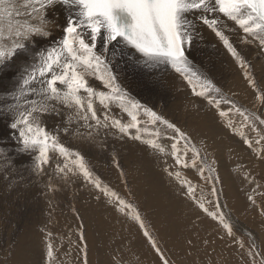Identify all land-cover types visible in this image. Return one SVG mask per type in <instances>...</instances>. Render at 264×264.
I'll return each mask as SVG.
<instances>
[{
  "label": "snow or ice",
  "instance_id": "obj_1",
  "mask_svg": "<svg viewBox=\"0 0 264 264\" xmlns=\"http://www.w3.org/2000/svg\"><path fill=\"white\" fill-rule=\"evenodd\" d=\"M58 8L67 13L60 38L33 55L28 42L35 36L51 35L46 30L50 23L48 15ZM23 17L35 18L37 22L22 24ZM221 17L242 29V44H251V36L264 48V0H0V63L11 60L21 50L32 56V62L20 73L18 86L0 94V99L12 101L0 111L11 116L9 127L16 134L20 151L32 157L33 174L48 177L45 187L52 192L58 191L62 182L81 177L97 190L96 199L107 197L119 212L138 222L162 264L169 261L148 231L138 206L105 184L86 153L66 145L62 137L75 135L81 142L92 143L102 135L106 138L111 131L122 139L141 141L151 151L166 157L168 175L232 236L234 226L223 211L215 186L218 176L202 154L206 145L200 142L198 147V142L175 122L131 97L119 82L113 51L117 46H121V53L131 49L142 66L170 69L185 82L191 95L214 108L234 133L244 137V127L256 131L255 143L259 144L264 135L257 125L264 126V112L237 107L214 78L190 59L200 28L207 26L244 69L243 75L254 90L256 101L264 105V87L252 75L242 50L225 34ZM113 105L119 107L120 115L112 112ZM233 112L242 118L239 124L231 118ZM48 115L62 117L63 125L49 129L44 120ZM164 140L168 141L167 148ZM245 143L253 147L252 140L245 138ZM186 170L197 172L205 183L212 181L213 200L203 190L197 194L198 186L184 175ZM250 199L255 203L254 198ZM83 238L81 231L80 239ZM258 248L255 243L249 247L252 264H256L257 256L264 264V254ZM45 249V264H56L57 246L50 231L45 232ZM83 251L87 264L86 243Z\"/></svg>",
  "mask_w": 264,
  "mask_h": 264
},
{
  "label": "rangeland",
  "instance_id": "obj_2",
  "mask_svg": "<svg viewBox=\"0 0 264 264\" xmlns=\"http://www.w3.org/2000/svg\"><path fill=\"white\" fill-rule=\"evenodd\" d=\"M62 25H63V23L59 26V28L62 27ZM59 31L61 32L60 29H59ZM60 36H61V34L55 40H58L60 38ZM38 38H39V36H35L32 39V41L28 42V44H27V47L29 49H32L31 51H32L33 55L37 51L46 49L47 47H49L51 45L50 42L45 41V42H47V43H45L44 40H40ZM46 45H48V46H46ZM36 47H37V49H36ZM201 48L202 47L200 44H198V46H196V54L198 56H200V55L202 56V49ZM116 50H120V49H117V47H116ZM245 51L246 50H243L241 54L244 56L246 62L251 66V72L253 73L252 75L255 77L258 84L260 85L258 77H257L258 75L254 71L252 63L255 61V59L258 60V59L262 58V52L260 51L261 54L250 52V53H252L250 56V53L245 52ZM209 54H210L209 52H207V54L205 51L203 52V55L205 56V58L210 62L208 68L203 69V67L199 66V65L197 66L198 68H200L204 72L210 74L211 76H216V77L220 76L217 79H220L222 77L220 74H218L219 72L226 71L228 74L233 72V69H227L228 68L227 61L222 56L224 54H217V53H215L213 55L210 54L211 55L210 57H209ZM29 56H31V55H29L28 53L21 50V51H18L16 56L11 59L12 62H11V60H9L7 62L0 63V68L7 66L9 63H15L14 67L10 70L11 73H9L7 75L8 76L7 79L11 83V84H8L7 90L12 91L14 89L13 87L18 86V81L20 78L19 73L23 71V67L28 65L27 64L28 62H29V64L32 62L31 61L32 56L30 57L31 60H30ZM222 58L224 59V62H220L219 65H216L215 62L221 61ZM19 59H20V61H19ZM251 60H254V61H251ZM21 63L24 65L26 64V65L23 66ZM18 64L23 66V67L21 66L22 71L20 70V66ZM139 65L142 66V62H138L136 60L134 62V67H133L134 70L132 68L127 67V68H124L123 71H124V73L128 74L129 76L132 75L134 80L137 78V76L139 74L143 75L146 73V72H143V73L141 72L139 74H135L134 71H136L137 69L139 70V69L146 68L147 72L152 71V69H150V68L139 67ZM14 69H15V71L17 69V71L15 72ZM130 72L131 73L133 72V73L131 74ZM13 73L16 75H14ZM257 73H258V70H257ZM259 73H260V71H259ZM222 74L225 75L224 73H222ZM10 76H11V79L9 78ZM159 77H160V75L155 74V76L153 78H151L149 89L151 90V87L153 89L156 88L157 90H155L154 95L158 96V94H159L160 98L153 101L152 104L149 103V105H148L147 103H144V105H147L148 107L153 108L158 113H162L166 118H168V119L170 118V120L175 122L176 124H178V126L181 127L182 130H185V131L187 130L186 132H188L194 138V140H196L198 142V144H197L198 147L201 146L200 142H203V144L206 145L205 141H203L204 133L201 132L200 127H198L199 122L198 121L196 122V119L200 118L202 110H201V108H199V105L192 103L193 99L195 97L191 96V93L189 94V90H188L189 88L184 85L186 87V91H188V94H183L184 96L182 95L183 97L181 96V98L173 97V98H171L172 101L167 100L163 96L165 95V92H169V90L171 91V88L174 89V86L171 87L172 85L170 86V84H168L167 79L162 78V76H161L162 79ZM231 78L227 79L228 81H225V82L223 81L222 82L223 86H220L222 88V91L224 92V94H226V96L229 95L228 97H230L231 99H233L236 102L237 107L244 106L248 109L256 111L257 113L264 112V105L259 104L256 101V99L254 102H246L248 100H245V99L243 101L241 94L244 92H245V94H247V93L249 94V92H246V91H247V89L251 88L248 81L246 79H244V77L242 76V78L245 82L244 83L243 82L238 83L237 81H235L236 82L235 83L234 80L231 81ZM13 79H15V80H13ZM154 79H155V81H154ZM152 81H154V82H152ZM165 81H167V82H165ZM0 83H1V79H0ZM240 85H241V87H240ZM162 87H163L164 91H162ZM166 87H169V88H166ZM175 89H176V87H175ZM242 89H244V90L242 91ZM127 90H129V89L127 88ZM172 91H174V90H172ZM0 93L6 94L1 90V86H0ZM176 93L179 94V90L176 89ZM186 95L191 96V97H187ZM239 97L241 98V100ZM250 97L251 96L248 95V99H250ZM254 98H255V93H254ZM184 99H186V100L189 99V101H185ZM174 100L176 101L175 102L176 104L174 103ZM145 102H147V100ZM180 102L181 103L187 102L188 103L187 105L183 104V107L185 105L186 108L183 109ZM195 106H198V108L195 109ZM115 110L117 111L116 115L121 114L120 109L117 105L112 107V111H115ZM98 111H99V109H98ZM190 113L193 114V116ZM198 113L200 115H198ZM236 118L239 122L237 120H234V121H236L237 123H240L241 117L237 114ZM257 129L259 130L261 135H264V126L257 125ZM4 130L7 132V134H6V132H4ZM9 130H11V128H9L8 126L5 127L3 130H1V128H0V139H1L0 140V150H3L2 154H0V156L1 157L5 156L4 158L6 159V163H7V164H5L4 162H1L3 164L0 165V167L3 170V171H0V174H1L0 175V264H6L1 258L3 256H5V257L8 256V254L12 252V249L17 244L16 242H18L17 241V239L19 238L18 236H21L22 234H24V232L27 231L29 225L33 222H36V224L39 223L37 226L32 227L33 229L37 230L36 232H39L41 234L43 232L50 231L53 234V240H55V238L58 237V240H56V242H60V246L63 247L65 245L64 244L65 242L63 243V240H65V238H66V241L70 243V248H75L76 246H78L79 247V256H80L82 254L83 245H84L83 243L81 245L78 244V242H81L80 241L81 240L80 239V233H81V231H83L84 238H85V235L87 234L86 230L89 227L84 222L85 220L87 221V216L82 215V209L83 208L81 206L82 205L81 202L85 201L84 195H88L90 197L89 191L87 192V190H89V188L86 189V187H88L89 184L87 185L83 181V179H81V177L74 176L68 182H66V183L62 182L58 191L52 192L49 188L45 187L46 183H48V177L45 176V179H44V177L41 178L42 179V181H41L40 178H38L36 175L33 174L32 164H31V167H29L30 166L29 163H28L29 164V166H28V164L26 165L25 162H22L20 164L21 165L24 164L23 165L24 167L20 168L21 165L18 164L16 166L17 171H15L12 164H13V162L14 163L17 162L18 161L17 158L20 155H22L23 153L20 152L18 144L14 140H11V138L14 136L8 135ZM241 130L242 131L244 130L243 131L244 137H241V135L240 136L237 135L236 137H234V136L230 137L232 139V142L241 143L245 147L248 145L246 143L244 144V142L241 139H245V138L250 139V140H252L253 138H255L256 140L258 139L256 131L250 130L248 127H244ZM108 134H109V135H107L108 139H107V137L105 138L102 135L101 137H97L96 140L94 141L95 143L92 142L90 145L86 142H83V145H85L87 147L86 148L84 146L85 149H84L83 145L81 147L82 142L75 135L69 136V137H63L64 138L63 141L64 142L66 141L65 144L70 146V147L82 149L83 152L86 153V158L90 162V165L94 169L95 173L101 177V179L104 181V183L109 185L110 187L114 188L115 190H117L121 196L126 197L127 199H129L135 205L138 206L139 212L141 214V217L144 220V223H145L148 231L152 235L153 239L156 240L157 245L160 247L161 251L164 253L165 257L168 259L169 264H252L251 257L248 254V250H249V247L251 245H253V243L258 245L259 246V248H258L259 252L261 254H264V191H262L264 189V169H263L264 168V151H263L264 150V140H261L262 144H260L261 142L259 144L254 143V145H253L254 150L253 151H249V149H248L249 147H245L244 149H242V152L244 153V156L247 159L246 161L239 163V160L235 159L236 164H239V167L241 169V174L244 177L243 179H246L245 185L247 187H248L250 182L255 183L256 187H258V188H259L258 183H261L263 185V187H261V188H263L261 191L257 190L255 192L254 190H247L246 195L243 196L242 199H240V200H242L240 209H243V207L249 209V210L243 209L242 214H239V211L237 210L239 208L235 205V203L232 204V201L230 199H228L227 193H225L226 185L220 179L221 173L219 170L222 169V166L220 164L226 162V160L228 158V155L222 151L221 143L224 142V140L221 139L217 143H214L219 149L221 148L219 151H215L213 147H212V149H213L212 150V149H210L211 147L209 148L207 146H206V148H204L202 150V154H205L207 157V163H208L209 167H211L214 170L213 174L218 176V179L215 181V186L218 190V194H219V191H221V193L219 194V195H221V196H219V201H220L221 205L223 206V211H224L226 217L229 219V221L234 226L233 227V235L229 236L225 233L226 229H224V227L218 221L213 220L206 213H204V215L207 216L208 218L205 217V219H203L204 221L201 220L198 222L199 224L195 223L193 221H188L190 219V217H184L183 215H181V211H183V213H185V214H190L193 212L195 213L196 210H194L195 207H193V204H192L191 208L189 207L191 210V212H189V211L185 210L184 207H182L183 206L182 204L177 202L176 212L173 215L172 214H169V215L165 214L164 215L165 217L163 216L162 219L159 218L158 217L159 214L155 211L158 208V205L151 203V207L145 206L143 204V201L138 200L136 198V193L131 188V178L129 177V175H127L126 169H125L126 168L125 162H124L125 147L121 141L122 138H120L119 135H117V134L112 135L113 132L111 133V131ZM2 137L4 139H2ZM113 137H115L116 139ZM8 139L13 141V142L9 141ZM113 141H115L116 143L115 142L113 143ZM165 141L166 140H164L163 142H165ZM6 142H8V143H6ZM9 142H10V144H9ZM99 142L101 144L103 143V146L104 145L105 146L104 147L100 146L101 144H99ZM109 142H110V144H109ZM70 143H72V144H70ZM76 143H78V144L76 145ZM5 144H7V145H5ZM165 144H168V142L166 141ZM3 145L8 146V147L5 148V147H3ZM12 145H13V147H12ZM114 146H116V147H114ZM257 146H258V148H257ZM111 147H114L113 151H112ZM97 148L98 149L104 148V151H107V152L103 153L104 152V151H102L103 149H101V151H100V149H99V151H97L98 150ZM115 148H116V150H115ZM12 149H15L17 151H14ZM11 151L16 153V154L11 153ZM231 151L232 152L230 153L229 149H228L227 153L233 157L232 153H234V151L233 150H231ZM100 152H101V154H100ZM98 154L100 156L102 155L100 159H97V157L99 156ZM104 154H106V155H104ZM17 155H18V157H17ZM222 156H225V157H222ZM88 157H90V158H88ZM98 160H100V161H98ZM220 161H221V163H219ZM117 164L119 165V167H117ZM229 167L232 168V166H229ZM23 169L24 170L26 169L27 171L26 170L24 171ZM121 169L123 170V172L125 171L124 172V175H126L125 177H124V175H121ZM242 169H244V170H242ZM108 170L110 171V173ZM242 171H245V172H242ZM164 173H166V170L164 171ZM166 174H168V173H166ZM189 174L190 173H188V172H184V175H186L187 177ZM20 175L23 176V178H21ZM190 176L191 175H189V177ZM189 177H188V179H190L192 182H197V181H195V179L192 176H191L192 178L191 177L189 178ZM3 179L6 180V181H4L5 183L2 181ZM29 179H31V180H29ZM32 179H33V181H32ZM21 180H22V182H21ZM121 181L125 187L128 186L125 188L126 191L123 190V186L120 183ZM125 181H127L126 184H125ZM79 182H81L80 185H79ZM82 182H84V183L82 184ZM53 183H55V181H53ZM209 183L210 184L203 185V188L205 189L208 187L207 190H209V191H206V192H208L207 193L208 199L213 200L214 197L211 196L212 181L209 180ZM77 188H79L80 191ZM28 189H29V191H28ZM26 191H28V193ZM250 191H254L252 193V195L256 197V198L254 197V200H255L254 204L255 205H251L253 203V201H252V199H250V197H252L250 195L251 193H249ZM25 192L27 194H25ZM34 193H35V195H34ZM71 193H73V194H71ZM76 194H78V195H76ZM68 195H69V197H68ZM242 195H243V193H242ZM261 196L263 198H260ZM190 201L193 203L192 200H190ZM178 203L182 206H179ZM20 205H22V206H20ZM107 205H109V204L106 202V206ZM195 206H196V204H195ZM207 206L210 208V210H212L211 205H207ZM178 210H180V212ZM184 210H185V212H184ZM65 212H66V214H65ZM198 213L202 215L203 211L200 208H198ZM71 216L73 219L70 218ZM31 217H32V219H31ZM36 217H37V221H36ZM62 218L66 219L67 222L66 221L62 222L64 220ZM168 218H169V220H168ZM173 218H174V220H173ZM29 219L31 221H28ZM126 219H128L127 216L125 217V221H126ZM32 220H34V221H32ZM38 220L40 222H38ZM70 220H71V223H69ZM157 220H158V224L160 225V226L158 225L159 226L158 229H156ZM182 220L188 221V222L186 224H184L182 222ZM162 221L165 223H163ZM159 222H161V223H159ZM201 222H203V223L200 224ZM240 226H241V228H240ZM108 229H110V227H108ZM222 230H225V232L222 233ZM141 231H142L143 238L141 237L140 234H136L135 232L134 233L129 232L131 234H129V233H120V234L115 233L114 235H112L111 239H109V244H107V250L108 251L107 252L105 251L106 255H102V253H96V255H92V251H90V249H92V247H94V249H98V251H100V247H98V245H96V243H94V245H92V247H90V249H88V257L87 258L89 261L87 260V264H106V259L108 258L106 256H108V255H109V259L107 260L108 264L109 263L110 264H162V261H161L159 255L156 253V251L152 247L151 242L148 240L147 237L144 236L142 229H141ZM162 231H164V232L161 233ZM242 231H244V232H242ZM133 234H134V237H133ZM138 237H140L142 240L138 239ZM221 237H223V238H221ZM59 238H61V239L59 240ZM73 238H75V240L77 242ZM84 238H83V240H84ZM145 238H146L147 242L144 240ZM125 240H127L126 243H128V244H126V246H124V243H123V242H125ZM143 241H145V242H143ZM241 242H242L243 246H241ZM31 243H32L31 238L26 240V247H30ZM58 249H56V254L58 252ZM103 249H104V247H103ZM126 249H128V250H126ZM142 250H144V251H142ZM72 251H73V249H72ZM35 254H36V252H35ZM35 256L37 258H34V259H39L37 264H39V261H41V264H45V261H44V256H46L45 253L41 254L38 251ZM206 262H208V263H206ZM56 264H70V263H66L65 261H62V260H56ZM81 264H84V261H82ZM256 264H260V257L259 256L256 257Z\"/></svg>",
  "mask_w": 264,
  "mask_h": 264
},
{
  "label": "bare ground",
  "instance_id": "obj_3",
  "mask_svg": "<svg viewBox=\"0 0 264 264\" xmlns=\"http://www.w3.org/2000/svg\"><path fill=\"white\" fill-rule=\"evenodd\" d=\"M17 2L19 3V0H17ZM67 13L65 11V9L63 8H58L57 10H55L53 13H51L50 15H48V20L50 21V23H48V25L46 26V30H48L52 35L47 38H38L40 40H44L50 42V44H52V42L58 38V36L61 34V32L59 31L62 30L59 26L64 22L65 17H66ZM221 20L224 24V31L225 34L229 36V39L234 43V45L238 48V50H246L245 52H252V53H260V51L262 52V58L261 59H255L251 60L254 61L252 63L254 71L256 72V74L258 75V80L259 83L262 87H264V48H261L259 46L258 41L254 40L251 36L248 37L249 40H253V42L251 44H242L241 40L244 38V33L242 31V29L239 28V26L231 21V20H225L223 17H221ZM36 19L35 18H27V17H23L21 18V23L25 24V23H36ZM52 28V29H51ZM39 43V42H38ZM47 43V42H45ZM49 44V45H50ZM198 44L201 45V49H202V56H198L196 54V46H198ZM39 45V44H38ZM34 46V45H33ZM48 46V45H46ZM121 46H117V49H120ZM35 48V47H34ZM44 48V47H43ZM198 48V47H197ZM37 49V47H36ZM32 50V49H31ZM198 50V49H197ZM114 53H115V58H114V62L117 64V68L116 71L118 73V79L119 82L121 83L122 87H124L126 90L127 88L129 90H127L129 92V94L131 95V97L135 98L136 100H138L141 104L147 103L149 105L153 103V101H155L156 99H159L160 96L158 94L154 95L155 90H157L155 87V89H153L151 87V90L149 89L150 87V80L151 78H153L156 75H160L159 78H164L167 79L168 84H170L171 87L174 86V89L171 88V91L169 90V92H165V95L163 96L165 99L167 100H171V98L173 97H177V98H181V96L183 94H188V91H186V84L185 82L178 76L176 75L173 71H171L170 69H159V70H153L150 72H147V69L144 68V66H140L139 67H143L144 69H137L136 71H134L135 74H139V73H143L146 72L143 75H138L137 78L134 80V78L131 76H129L128 74L124 73V68H132L134 67V62L137 60L136 54L134 53L133 50L131 49H125L124 53H121L120 50H116L113 49ZM209 52L210 54H224L222 55L223 58L227 61V69H233V72H231L230 74H228L226 71L223 72H219L218 74H220L222 77L220 79V76L216 77V76H212L214 78V80L216 81L217 85L223 86L222 82L224 81H228L227 79H230L231 77V81L234 80L237 81L238 83H244L245 81L243 80L242 76L244 69H242L237 61L227 52L226 48L224 47L223 43L218 39V37L215 36V34L207 28V26H204L202 28H200V35L194 40V44L193 47L190 50V59L193 61L194 65L197 67L202 66L203 69H207L210 62L205 58V56L203 55V52ZM244 53V52H243ZM250 53V56L251 54ZM20 54V53H19ZM23 54V53H22ZM33 54V53H32ZM209 54V57L211 56ZM26 56V55H25ZM249 56V55H248ZM249 56V57H250ZM31 56H29L30 58ZM20 58V57H19ZM222 58L221 61H216L215 64L219 65L220 62H224V59ZM26 59V58H25ZM250 59V58H249ZM252 59V58H251ZM31 60V58H30ZM213 60V59H212ZM18 61V60H17ZM16 61V62H17ZM20 61V59H19ZM18 61V62H19ZM29 61V60H28ZM32 61V60H31ZM214 61V60H213ZM12 62V60H11ZM24 62V61H23ZM26 62V61H25ZM142 62V61H139ZM22 64V63H21ZM29 64V62L27 63ZM141 64V63H140ZM15 63H9L7 66H4L2 68H0V79H1V90L4 93H8L10 92V90L8 89V84H11L10 81L7 79V75L10 72V70L14 67ZM17 65V64H16ZM19 65V64H18ZM23 66H25L24 64H22ZM20 66V70L22 71V68ZM22 66V67H23ZM201 67V68H202ZM16 68V67H15ZM24 68V67H23ZM134 70V69H133ZM258 70V73H257ZM15 71V69H14ZM13 71V72H14ZM17 71V69H16ZM15 71V72H16ZM260 71V73H259ZM21 73V72H20ZM19 73V74H20ZM131 73V72H130ZM133 73V72H132ZM131 73V74H132ZM222 73H224L225 75H223ZM233 73V74H232ZM252 73V72H251ZM14 74V73H13ZM253 74V73H252ZM16 75V74H14ZM154 75V76H153ZM18 76V75H17ZM11 79V76L9 77ZM161 78V79H162ZM226 78V79H225ZM245 79V77H244ZM15 80V79H13ZM160 80V79H159ZM155 81V79H154ZM152 81V82H154ZM161 81V80H160ZM165 81V82H167ZM159 82V81H158ZM17 83V82H16ZM98 83V82H97ZM156 83V82H155ZM160 83V82H159ZM158 83V84H159ZM162 83V82H161ZM236 83V82H235ZM152 84V83H151ZM162 85V84H161ZM185 85V86H184ZM237 85V84H236ZM160 86V85H159ZM166 86V85H165ZM244 86V85H243ZM16 87V86H15ZM13 87V88H15ZM164 87V86H163ZM162 87V91H164ZM179 90V94L176 93V89ZM237 87V86H236ZM241 87V85H240ZM239 87V88H240ZM245 87V86H244ZM169 88V87H166ZM165 88V89H166ZM221 88V87H220ZM243 88V87H242ZM161 89V88H160ZM222 89V88H221ZM241 89V88H240ZM174 90V91H172ZM189 90V89H188ZM224 90V89H223ZM244 89H242L243 91ZM240 91V90H239ZM159 92V91H158ZM227 92V91H226ZM241 92V91H240ZM246 92H249V94H245L244 93H240L241 97L245 100H248L246 102H254L256 98H254V90L252 88L247 89ZM164 93V92H163ZM3 94V93H0ZM153 94V95H152ZM190 94V91H189ZM162 95V94H161ZM226 95V94H225ZM248 95L251 96L250 99H248ZM184 96V95H183ZM182 96V97H183ZM187 96V95H186ZM192 96V95H191ZM191 96H187V97H191ZM229 96V95H228ZM162 98V97H161ZM240 98V97H239ZM187 99V98H186ZM184 99L185 101H189ZM192 99V98H191ZM236 99V98H235ZM147 100V102H145ZM163 100V99H162ZM181 100V99H180ZM241 100V98H240ZM172 101V100H171ZM12 101L10 100H3L0 99V108H2L3 106H5L8 103H11ZM169 102V101H168ZM167 102V103H168ZM176 101L174 100V103ZM192 102V101H191ZM155 103V102H154ZM181 103V102H180ZM196 105H199V108H201L202 113L199 119H196V122L198 121V127H200V131L204 133V138L203 141H205L206 146L207 147H211L210 149H212V147L214 148L215 151H219L220 149L214 144L217 143L219 140H224V142L221 143L222 145V151L224 153H226L228 155V158L226 160V162L221 163V161L219 163H221L220 165L222 166V169H220V173H221V180L225 183L226 187V191L225 193H227V197L228 199H230L232 201V204L235 203V205L239 208L237 209L239 211V214H242L243 209L249 210L248 208L243 207V209L241 208V202L242 197L246 195V191L247 190H254L255 192L257 190H262L263 185L261 183L259 184V188L256 187L255 183L252 182H248L249 185L248 187L245 185V180L243 179L244 177L241 174V169L239 167V164H236L235 159L239 160L240 162H244L247 159L244 156V153L242 152V149H244L245 147L248 146H243L241 143L238 142H232V139L230 137H236L238 134L234 133L232 130H230L229 128H227L226 126V122L225 120L221 119L217 112L214 110V108H209L206 104H204V102L202 100H200L199 98H194L193 102ZM157 104V103H156ZM169 104V103H168ZM172 104V103H171ZM176 104V103H175ZM183 104L187 105V102H183L181 103L182 107ZM254 104V103H253ZM184 105L183 109L186 108ZM115 105H113L114 107ZM172 106V105H171ZM170 106V107H171ZM175 108V107H174ZM193 108V107H192ZM198 106H195V109H197ZM99 109V108H98ZM117 109V108H116ZM161 109V108H160ZM182 110V109H181ZM178 111V110H177ZM115 114L117 113V111H112ZM180 112V111H179ZM197 112V111H196ZM201 112V111H200ZM199 112V113H200ZM189 113V112H188ZM198 113V115H200ZM191 114V113H190ZM195 114V113H194ZM193 116V114H191ZM231 118L233 120H237L236 118V113H231ZM171 116V115H170ZM176 116V115H175ZM190 117V116H189ZM126 118V117H125ZM170 119V118H169ZM182 119V118H181ZM11 120V116L9 114H6L3 111H0V128L1 130H3L5 127H9L8 124H10ZM45 123L47 124L49 129H52L54 127H61L64 123V119L60 116H56V115H48L44 118ZM240 120H242L240 118ZM238 121V120H237ZM178 122V121H177ZM180 122V121H179ZM184 122V121H183ZM239 122V121H238ZM239 124V123H237ZM178 125V124H177ZM10 128V127H9ZM190 129V128H189ZM188 129V130H189ZM6 130V129H5ZM4 130V132H6ZM187 131V130H186ZM244 131V130H243ZM247 131V130H246ZM8 135H12L14 137L11 138V140H14L17 144H18V140L16 137V134L12 131L9 130L8 131ZM110 133V132H109ZM112 133V132H111ZM246 133V132H245ZM7 134V132H6ZM251 134V133H250ZM109 135V134H107ZM112 135H115L114 133ZM119 135V134H117ZM247 135V134H246ZM111 136V135H110ZM240 136V135H239ZM248 136V135H247ZM101 137V136H100ZM246 137V136H245ZM256 137V136H255ZM110 138V137H109ZM115 138V137H113ZM2 139H4L2 137ZM62 139H64L62 137ZM105 139V138H104ZM108 139V137H107ZM116 139V138H115ZM119 139V138H118ZM241 139V138H240ZM1 140V139H0ZM9 140V139H8ZM7 140V141H8ZM9 140V141H11ZM106 140V139H105ZM110 140V139H109ZM114 140V139H113ZM235 140V139H234ZM237 140V139H236ZM239 140V139H238ZM244 144H245V139H241ZM255 138L252 139L253 141V145L255 143ZM74 141V140H73ZM77 141V140H76ZM75 141V142H76ZM107 141V140H106ZM122 143L125 147V158H124V162H125V169H126V173L127 175H129V177L131 178V188L133 189V191L136 193V198L138 200L143 201V204L147 207H151V203L157 204L158 208L155 210L158 214H159V218L162 219V217L166 214H174L176 212V204L177 202H179V206H182L185 208V210L191 212L190 208L195 207L194 210H196V212L194 213H190V214H185L183 213V211H181V215H183L184 217H190V219L188 221H193L195 223H198L199 221H204L203 219H205L204 212L203 214H199L198 213V206L194 203H192L190 201V199L185 195V191L184 189L181 187V185L172 177H170L166 171V173H164L165 168L167 167V165L164 163L166 157L161 155V154H157L153 151H151L148 147L145 146L144 143H142L141 141H136V140H132V139H128V138H123ZM167 141V140H166ZM162 141V143L165 145V147L167 148L168 144ZM13 142V141H11ZM14 142V143H15ZM64 142V141H63ZM115 141H113L114 143ZM168 142V141H167ZM241 142V141H240ZM242 142V143H243ZM8 143V142H6ZM66 143V141L64 142ZM87 143V142H86ZM95 143V142H94ZM116 143V142H115ZM10 144V142H9ZM72 144V143H70ZM78 143H76L77 145ZM89 145L91 143H88ZM99 144H101L99 142ZM110 144V142H109ZM262 144V142L260 143ZM7 145V144H5ZM83 145V142L81 143V147ZM113 145V144H112ZM75 146V145H74ZM80 146V145H79ZM85 145H83L84 147ZM102 147L103 143L100 145ZM109 146V145H108ZM3 147H8V146H4ZM11 147V146H10ZM9 147V148H10ZM13 147V145H12ZM11 147V148H12ZM16 147V146H15ZM86 147V146H85ZM84 147V149H85ZM116 147V146H114ZM112 151H113V148ZM17 148V147H16ZM15 148V149H16ZM87 148V147H86ZM258 148V146H257ZM15 149H12L14 151H17ZM18 149V148H17ZM78 149V148H77ZM80 149V148H79ZM98 149V148H97ZM96 149V150H97ZM100 151L101 149H103L102 151H104V148H99ZM99 149L97 151H99ZM231 153L233 150L234 153L233 157L230 156L227 152ZM249 151H253L254 147L252 148H248ZM19 150V149H18ZM88 150V149H87ZM110 150V149H109ZM116 150V148H115ZM213 150V149H212ZM247 150V149H246ZM245 150V151H246ZM259 150V149H258ZM261 150V149H260ZM86 151V150H85ZM111 151V152H112ZM221 151V152H222ZM264 151V150H263ZM21 152V151H20ZM96 152V151H95ZM107 151H104L103 153H105ZM109 152V151H108ZM239 154H238V153ZM262 152V151H261ZM11 153H14L11 151ZM18 153V152H17ZM22 153V152H21ZM219 153V152H218ZM247 153V152H246ZM16 154V153H14ZM89 154V153H88ZM101 154V152H100ZM108 154V153H107ZM222 154V153H221ZM254 154V153H253ZM19 155V154H18ZM17 155V157H18ZM96 155V154H95ZM99 155V154H98ZM106 155V154H104ZM94 156V155H93ZM100 156V155H99ZM98 156V157H99ZM102 156V155H101ZM101 156L97 159H100ZM254 156V155H253ZM5 157V156H4ZM4 157L0 156V165H2L4 162L6 163V159ZM96 157V156H95ZM225 157V156H222ZM227 157V156H226ZM247 157V156H246ZM7 158V157H6ZM90 158V157H88ZM15 159V158H14ZM17 162H13L12 166L14 168L15 171H17L16 166L22 162H25L26 165L28 164L29 167H31L32 164V157L28 154H22L20 155L18 158ZM95 161V160H94ZM100 161V160H98ZM106 161V160H105ZM9 162V161H8ZM168 163L171 164V159H168ZM256 164V163H255ZM21 165V164H20ZM24 165V164H23ZM21 165L20 168H23L24 166ZM25 165V166H26ZM229 166H232V168H230ZM28 169V168H27ZM264 169V168H263ZM24 170V169H23ZM22 170V171H23ZM26 170V169H25ZM24 170V171H25ZM244 170V169H242ZM0 171H3L2 168L0 167ZM27 171V170H26ZM109 171V170H108ZM107 171V172H108ZM115 171V170H114ZM250 171V170H249ZM29 172V171H28ZM125 172V171H124ZM123 172V173H124ZM185 172L190 173L189 175H191L195 181L197 182H193V184L197 185V194H199V192L201 190H203L204 193H208L206 191L207 188H203V185L206 184H210L209 181L207 183H205L201 177L199 176V174L197 172H195L194 170H186ZM245 172V171H242ZM2 173V172H1ZM26 173V172H25ZM110 173V171H109ZM1 175V174H0ZM188 175V177H189ZM244 175V174H243ZM33 176V175H32ZM114 176V175H113ZM126 175H124L125 177ZM190 176V177H191ZM21 178H23V176L20 175ZM189 177V178H190ZM191 177V178H192ZM116 178V177H115ZM119 178V177H118ZM5 179V178H4ZM2 180L3 182L6 180ZM25 179V178H24ZM23 179V180H24ZM34 179V178H33ZM32 179V181H33ZM37 179V178H36ZM41 179V178H40ZM45 179V177H44ZM77 179V178H76ZM79 179V178H78ZM82 179V178H81ZM31 180V179H29ZM115 180V179H114ZM1 181V182H2ZM42 181V179H41ZM46 181V180H45ZM74 181V180H73ZM130 181V180H129ZM2 182V183H3ZM22 182V180H21ZM25 182V181H24ZM23 182V183H24ZM115 182V181H114ZM5 183V182H4ZM36 183V182H35ZM72 183V182H71ZM76 183V182H75ZM81 182H79L80 185ZM84 182H82L83 184ZM116 183V182H115ZM121 185L123 186V190H125L126 187L128 186H124L122 181L120 182ZM119 183V184H120ZM118 184V185H119ZM88 185V184H87ZM77 187V186H76ZM82 187V186H81ZM80 187V188H81ZM89 188V190H87V192L89 191L90 193V197L88 195H84V199L85 201H82V215L83 216H87V221L85 220L84 222L86 223V225H88V229L86 230L87 234L85 235L84 240H80L81 242H78V244H87V257H88V249H90V247H92V245H94V243H96V245H98V247H100V251H98V249H94V247H92V249H90V251H92V255H96V253H102V255H106L105 251L107 252V244H109V239H111L112 235H114L115 233H129V232H135L136 234H140L141 237L142 236V231L141 228L139 227V224L132 220L129 216H127L128 219H126L125 221V217L126 215L122 214L121 212H119L112 204H110L108 202V198L101 196L100 199H96V196L99 195V193L97 192L96 189L92 188V186L89 184L88 187H86V189ZM22 189V188H21ZM79 189V188H77ZM76 189V190H77ZM129 189V188H128ZM33 190V189H32ZM75 190V191H76ZM29 191V189H28ZM28 191H26L28 193ZM31 191V190H30ZM78 191V190H77ZM76 191V192H77ZM80 191V189H79ZM85 191V190H84ZM126 191V190H125ZM254 191H250L249 193H251L250 195L252 196V198H254L255 196L252 195V193ZM264 191V189L262 190ZM25 192V194H27ZM34 192V191H33ZM70 192V191H69ZM74 192V191H73ZM83 192V191H82ZM86 192V191H85ZM50 193V192H49ZM52 193V192H51ZM75 193V192H74ZM221 193V191H219V194ZM243 193V195H242ZM32 194V193H31ZM54 194V193H53ZM52 194V195H53ZM60 194V193H59ZM73 194V193H71ZM79 194V193H78ZM76 194V195H78ZM83 194V193H82ZM218 196H221L219 195ZM29 195V194H28ZM35 195V193H34ZM48 195V194H47ZM51 195V194H50ZM56 195V194H55ZM256 195V194H255ZM57 196V195H56ZM80 196V195H79ZM23 197V196H22ZM69 197V195H68ZM78 197V196H77ZM81 197V196H80ZM28 198V197H27ZM83 198V197H82ZM256 198V197H255ZM260 198H263L262 196ZM259 198V199H260ZM79 201V200H78ZM263 201V200H262ZM106 202L109 204L106 206ZM80 203V204H81ZM237 203V204H236ZM252 203V202H251ZM234 205V206H235ZM251 205H255L254 203H252ZM22 206V205H20ZM244 206V205H243ZM68 207V206H67ZM181 207V208H182ZM190 207V208H189ZM256 207V206H255ZM13 208V207H12ZM21 208V207H20ZM62 208V207H61ZM229 208V207H228ZM234 208V207H233ZM179 209V208H178ZM251 209V208H250ZM17 210V209H16ZM29 210V209H28ZM66 210V209H65ZM184 210V212H185ZM64 211V210H63ZM180 212V210H178ZM151 212V211H150ZM246 212V211H245ZM61 213V212H60ZM59 213V214H60ZM64 213V212H63ZM46 214V213H45ZM44 214V215H45ZM58 214V215H59ZM62 214V213H61ZM66 214V212H65ZM64 214V215H65ZM71 214V213H70ZM157 214V215H158ZM36 215V214H35ZM49 215V214H48ZM37 216V215H36ZM39 216V215H38ZM200 216V217H199ZM30 217V216H29ZM28 217V218H29ZM42 217V216H41ZM45 217V216H44ZM64 217V216H63ZM76 217V216H75ZM82 217V216H81ZM165 217V216H164ZM180 217V216H179ZM35 218V217H34ZM48 218V217H47ZM52 218V217H51ZM71 219L72 216L70 217ZM177 218V217H176ZM208 218V217H207ZM32 219V217H31ZM64 219V218H62ZM184 219V218H183ZM46 220V219H45ZM68 220V219H67ZM169 220V218H168ZM174 220V218H173ZM185 220V219H184ZM182 220V222L184 224H186L188 221H184ZM187 220V219H186ZM196 220V221H195ZM28 221H31L30 219ZM34 221V220H32ZM36 221H37V217H36ZM66 219H64L62 222H65ZM155 221V220H154ZM166 221V220H165ZM217 221V220H216ZM38 222H40L38 220ZM67 222V221H66ZM76 222V221H75ZM83 222V223H84ZM163 222V221H162ZM25 223V222H24ZM27 223V222H26ZM30 223V222H29ZM42 223V222H41ZM71 223V220L70 222ZM78 223V222H77ZM161 223V222H159ZM165 223V222H163ZM203 222H201L200 224H202ZM39 223L36 224V222H33L29 225L28 229L26 232H24V234H22L21 236H18L19 238L17 239L18 242H16V246L12 249V252L8 254V256H3L1 259L6 263V264H37L39 259H34L37 258L35 255L37 254V252L39 251L41 254L45 253L46 254V249H45V232L43 233H39L36 232L37 230L33 229V226H37ZM59 224V223H58ZM79 224V223H78ZM199 224V223H198ZM85 225V226H86ZM158 220H157V226L156 229H158ZM61 226V225H60ZM72 226V225H71ZM170 226V225H169ZM238 226V225H237ZM55 227V226H54ZM65 227V226H64ZM108 227H110V229H108ZM165 227V226H164ZM161 228V227H160ZM168 228V227H167ZM166 228V229H167ZM241 228V226H240ZM59 230V229H58ZM168 230V229H167ZM172 231V230H171ZM178 231V230H177ZM176 231V232H177ZM47 232V231H46ZM164 231H162L161 233H163ZM169 232V231H168ZM225 230H222V233H224ZM244 232V231H242ZM79 233V232H78ZM167 233V232H166ZM226 233V232H225ZM59 234V233H58ZM131 234V233H129ZM117 235V234H116ZM125 235V234H124ZM170 235V234H169ZM131 236V235H130ZM116 237V236H115ZM118 237V236H117ZM134 237V234H133ZM161 237V236H160ZM29 238L32 239V243L30 245V247H26V240H28ZM129 238V237H128ZM61 238H59L60 240ZM75 240V238H73ZM138 239L142 240L140 237H138ZM162 239V238H161ZM170 239V238H169ZM56 240H58V237L55 238V240H53L54 244L57 246L58 252L56 254V260H62L65 261L66 263H70V264H81L82 261H84L85 257H84V251L82 250V254L79 256V247L76 246L75 248H70V243L65 240H63V243L65 244L63 247L60 246V242H56ZM146 242V238L144 239ZM165 240V239H164ZM163 240V241H164ZM76 241V240H75ZM132 241V240H131ZM143 241V242H145ZM218 241V240H217ZM77 242V241H76ZM127 240H125L124 246H126ZM129 242V241H128ZM169 242V241H168ZM104 247V249H103ZM125 248V247H124ZM73 249V251H72ZM128 250V249H126ZM139 250V249H138ZM144 251V250H142ZM36 252V254H35ZM108 257L106 259V264L107 260L109 259V255L106 256ZM88 260V258H87ZM44 261H45V256H44ZM89 261V260H88ZM193 261V260H192ZM208 263V262H206ZM39 264H41V261H39ZM110 264V263H109Z\"/></svg>",
  "mask_w": 264,
  "mask_h": 264
}]
</instances>
